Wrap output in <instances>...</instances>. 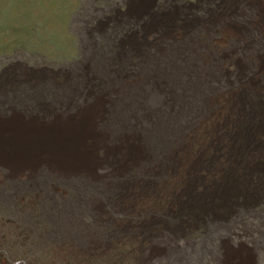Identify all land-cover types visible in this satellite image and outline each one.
Masks as SVG:
<instances>
[{
  "label": "rangeland",
  "instance_id": "374dc122",
  "mask_svg": "<svg viewBox=\"0 0 264 264\" xmlns=\"http://www.w3.org/2000/svg\"><path fill=\"white\" fill-rule=\"evenodd\" d=\"M262 22L264 0H0V264H264V89L234 44L264 45ZM166 52L229 80L204 109L182 97L157 135L118 126L120 96ZM74 130L82 160L14 136ZM125 139L136 153L112 160Z\"/></svg>",
  "mask_w": 264,
  "mask_h": 264
},
{
  "label": "bare ground",
  "instance_id": "6f19581e",
  "mask_svg": "<svg viewBox=\"0 0 264 264\" xmlns=\"http://www.w3.org/2000/svg\"><path fill=\"white\" fill-rule=\"evenodd\" d=\"M262 23V25L260 24L256 26V28L259 33V38L264 40V22ZM248 31H243V33L241 35L239 34V36L234 35L235 46L240 49L241 47L244 48V55L242 56L243 61L242 63L235 61V66L238 70L237 72L246 78L247 84L250 86L251 90L256 88V86L264 89V84L261 83V81L264 80V45H261V41L258 39H253L251 35H248ZM247 49H250V51ZM160 58H165L166 60H162ZM160 58L157 59L159 62L154 64L151 63V71L150 73L145 74L142 80H140V85L132 88V91L130 90L128 92H124L122 96H120V100L118 101L116 107H114V114L116 115V123L118 126H123V118L125 121H127L126 119H130L131 123L133 121L136 127H139L142 132H149L148 136L157 135L158 130L161 127L164 129L170 127L174 121L173 117L180 113L178 112V110H180L179 106H181V104L185 101L184 99H181L182 97L189 96L191 103H196L199 106L198 108L195 106L196 109L200 110L201 106L204 109V105L206 107L208 104L213 103V99L208 100L213 92L212 90H214L215 85L213 84H227L229 80L228 76L223 73L224 71L222 67H220L219 64H216L217 60L212 63L214 59L213 61L209 59L206 61L196 59L193 66L188 64L186 66L183 64L182 68H176V66L172 67V62L176 61L180 64L182 59L181 55L179 56V53L166 52ZM157 60L155 59L154 61ZM188 101L189 100H187V102ZM263 106H257V114H262ZM192 108L194 107L192 106ZM183 110L187 112L183 116L185 119H187L195 111L191 112L192 110L190 111L189 108H187V110ZM190 118H188L189 121ZM55 134L59 136L58 139L55 138L56 140L54 139L55 135L47 136L37 132L22 133V131H18L14 136L18 139L17 142L19 145H21L23 141L44 143L43 140H45L47 141L46 143L49 145V148L55 147V150L59 154L69 159L76 158L78 160H82L87 158L88 151L80 144V134H78V131H67L66 133L55 131ZM114 139L117 142H121V139L118 136ZM122 145L123 146L120 149L108 151L112 160L115 157L113 156L115 153L120 159L131 157L136 153V147L129 143L126 139L123 141ZM180 151L181 157L183 156L182 158L187 161L185 162V164H187L191 158L190 151H188L186 147L182 148ZM168 247L169 246H166L164 251ZM160 251L163 252V248H160L159 252ZM159 252L157 254H159ZM165 253L167 252L165 251ZM238 255L240 256L241 254ZM232 258L234 259L233 255H228L226 259L224 258L225 264H235ZM236 264H243V261H240L239 258Z\"/></svg>",
  "mask_w": 264,
  "mask_h": 264
}]
</instances>
